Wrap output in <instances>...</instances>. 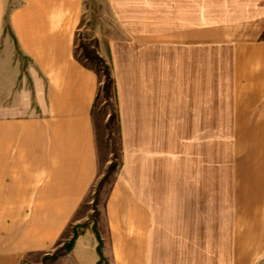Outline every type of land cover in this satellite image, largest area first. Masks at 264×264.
Segmentation results:
<instances>
[{
  "label": "crops",
  "instance_id": "1",
  "mask_svg": "<svg viewBox=\"0 0 264 264\" xmlns=\"http://www.w3.org/2000/svg\"><path fill=\"white\" fill-rule=\"evenodd\" d=\"M107 3L112 120L85 0H0V264H264V0Z\"/></svg>",
  "mask_w": 264,
  "mask_h": 264
},
{
  "label": "rangeland",
  "instance_id": "2",
  "mask_svg": "<svg viewBox=\"0 0 264 264\" xmlns=\"http://www.w3.org/2000/svg\"><path fill=\"white\" fill-rule=\"evenodd\" d=\"M6 1L7 6L9 7H15L20 3V0ZM121 35L120 27L112 15L107 0H85L84 19L76 39V55L85 64L96 69L102 77V81H104V86L102 87L105 88L101 89L98 101L101 112L100 114L104 117L108 115V113H112L111 120L113 119L115 106L112 84L110 82L109 62L106 53L109 42L120 38ZM15 56L19 57L24 66L23 69L26 71V67L29 66L28 60L17 52L15 53ZM24 74L26 73L24 72ZM22 78H25V75H23ZM16 88L19 89L20 86L17 85ZM111 141H113L114 146H116L113 137H111ZM111 160L112 162L108 165V168L104 172V176L96 187V193L99 192L102 186H104L105 189L109 188L114 173L119 166L117 151H115ZM97 205L98 197L97 194H95L90 205L94 211L90 218L91 222H94L95 217L97 216V211L95 210ZM89 225L90 224L87 223L79 226L78 231L81 232L82 228L84 229L86 228L85 226Z\"/></svg>",
  "mask_w": 264,
  "mask_h": 264
},
{
  "label": "trees",
  "instance_id": "3",
  "mask_svg": "<svg viewBox=\"0 0 264 264\" xmlns=\"http://www.w3.org/2000/svg\"><path fill=\"white\" fill-rule=\"evenodd\" d=\"M6 18H8V16H6ZM78 227L79 226H76V227L73 228V237H72L71 241L69 243H67L64 246V248H62L63 250L62 249H59L57 251V253H61L63 251H65V252L71 251V249L73 248V246L75 244V241H76L77 237L80 235V231H78ZM85 227H87V226H85ZM98 240H99L98 251H99L100 255L102 256V251H101V247H102L101 245H102V243H101V239H100L99 236H98Z\"/></svg>",
  "mask_w": 264,
  "mask_h": 264
}]
</instances>
